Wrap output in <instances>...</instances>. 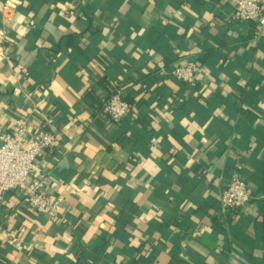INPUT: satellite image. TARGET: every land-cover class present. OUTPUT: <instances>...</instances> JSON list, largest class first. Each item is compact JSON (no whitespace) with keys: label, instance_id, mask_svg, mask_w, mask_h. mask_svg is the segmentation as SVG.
I'll list each match as a JSON object with an SVG mask.
<instances>
[{"label":"crops","instance_id":"1","mask_svg":"<svg viewBox=\"0 0 264 264\" xmlns=\"http://www.w3.org/2000/svg\"><path fill=\"white\" fill-rule=\"evenodd\" d=\"M231 7L0 0V123L57 132L37 163L66 219L10 194L0 264H264V27ZM196 59L195 87L165 74ZM116 87L131 111L113 124L98 102ZM232 176L251 198L223 214Z\"/></svg>","mask_w":264,"mask_h":264},{"label":"built area","instance_id":"2","mask_svg":"<svg viewBox=\"0 0 264 264\" xmlns=\"http://www.w3.org/2000/svg\"><path fill=\"white\" fill-rule=\"evenodd\" d=\"M230 3L232 20L253 24L257 38L264 27V0H230ZM165 71L172 79L195 87L201 67L192 60ZM98 111L111 123L118 124L131 111V104L125 99L124 91L116 87L110 95L99 99ZM27 121L22 117L9 126L0 123V208L5 206L6 198L14 194L25 209L65 223L60 212L62 198L47 191V176L37 163L38 158L56 143L57 132L33 131ZM250 198L248 184L239 176H232L220 193V211L223 214L237 212Z\"/></svg>","mask_w":264,"mask_h":264},{"label":"trees","instance_id":"3","mask_svg":"<svg viewBox=\"0 0 264 264\" xmlns=\"http://www.w3.org/2000/svg\"><path fill=\"white\" fill-rule=\"evenodd\" d=\"M195 61L198 62L197 59ZM125 99L128 100L126 95H125ZM152 258H153V253L150 252V254L145 255V256L143 255L142 257H140L139 263L140 264H147V263L151 262Z\"/></svg>","mask_w":264,"mask_h":264}]
</instances>
